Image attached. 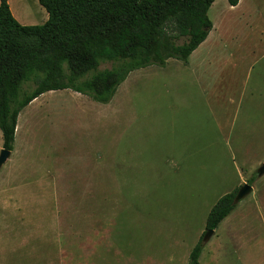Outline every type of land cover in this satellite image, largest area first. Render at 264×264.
<instances>
[{"label":"rangeland","instance_id":"rangeland-1","mask_svg":"<svg viewBox=\"0 0 264 264\" xmlns=\"http://www.w3.org/2000/svg\"><path fill=\"white\" fill-rule=\"evenodd\" d=\"M8 4L21 21L39 5ZM243 6L230 19L217 0L208 18L230 27L216 26L187 64L133 71L110 106L63 90L28 109L0 169V261L45 264L59 251L54 264H188L217 200L256 176L199 264H264V13L247 22ZM28 143L38 172L18 167Z\"/></svg>","mask_w":264,"mask_h":264},{"label":"trees","instance_id":"trees-1","mask_svg":"<svg viewBox=\"0 0 264 264\" xmlns=\"http://www.w3.org/2000/svg\"><path fill=\"white\" fill-rule=\"evenodd\" d=\"M214 1L38 0L47 21L21 25L8 0H0L2 149L13 151L19 113L46 92L70 90L108 104L131 72L164 67L170 59L187 63L212 29L208 10ZM106 62L114 66L99 71ZM237 191L217 200L205 230H215L231 214ZM202 237L188 264H199Z\"/></svg>","mask_w":264,"mask_h":264},{"label":"crops","instance_id":"crops-1","mask_svg":"<svg viewBox=\"0 0 264 264\" xmlns=\"http://www.w3.org/2000/svg\"><path fill=\"white\" fill-rule=\"evenodd\" d=\"M38 1V0H37ZM217 0H215L213 3H212V5L210 6V8H209V10L212 8V6H214V4H215V2H216ZM226 2H227V0H226ZM228 3V2H227ZM39 4V3H38ZM229 5V4H228ZM242 5H244L243 6V9H244V12H245V15H243L242 16V14H241V16L243 17V18H245V20L248 22V20L247 19H249V18H251V17H254L256 14L255 13H260L261 15H263L262 13H264V11H263V9H261V10H255V9H257L258 8V6H259V4L258 3H256V1L255 0H238V4L236 5V6H230V7H227V9H228V13H230L229 14V16H230V19H231V16L232 15H234V12H237L239 9H240V7L242 6ZM11 6V5H10ZM10 6H9V8H10ZM36 9H37V11L35 12V13H33V15H32V19L30 20V18L27 20V21H21L20 19H19V17H20V15H17V16H15L14 15V17H16V19L21 23V24H24V23H26V22H34L33 24H39V25H42L43 23H45L46 21H47V19H48V14H47V12L45 11V9L43 8V7H41L40 6V4L36 7ZM231 9V10H230ZM208 10V11H209ZM11 11V10H10ZM230 11V12H229ZM13 12V11H12ZM244 14V13H243ZM213 16L215 17V19L217 20V25H216V23L212 20H210L211 21V23H212V29H211V31L209 32V34H208V36L210 35L211 36V33L216 29V26H217V28H218V26H220L221 27V23H222V25L223 26H225V27H230V20H227L226 18H224V19H226V21L224 22L223 21V17H221L220 19L216 16V14H213ZM257 16V15H256ZM16 20V21H17ZM23 20H26V18L25 19H23ZM17 21V22H18ZM238 23V22H237ZM215 27V28H214ZM208 36H207V38H208ZM207 38L205 39V41L207 40ZM204 41V42H205ZM203 42V43H204ZM259 44H263V43H261V39H259ZM203 43H201L199 46H198V48H200L201 46H203V45H205V44H203ZM197 48V49H198ZM196 49V50H197ZM195 50V51H196ZM194 51V52H195ZM192 55V54H191ZM190 55V56H191ZM190 56H189V58H190ZM188 58V60H187V63L189 62V59ZM170 60H172V59H170ZM169 61V60H168ZM168 61H167V63H166V66H167V64H168ZM206 62H207V60H206ZM205 62V63H206ZM187 63H185V64H187ZM152 67V66H151ZM154 67V66H153ZM148 68V67H147ZM145 69V68H144ZM137 71V70H136ZM132 73V72H131ZM129 76V75H128ZM128 78V77H127ZM126 78V79H127ZM126 81V80H125ZM124 81V82H125ZM123 82V83H124ZM123 83L121 84V85H123ZM120 85V86H121ZM119 86V87H120ZM63 91V90H62ZM53 92H55V91H50V92H46V93H44V94H51V93H53ZM73 94H78V93H75V92H72ZM78 95H80L81 96V99H83V103L84 104H86V105H92L94 108L97 106V105H95L94 103H97V102H94V101H92V100H90L89 98H87L86 96H83V95H81V94H78ZM116 95V94H115ZM114 95V96H115ZM43 98V95H41V96H39L38 98H36V99H34L31 103H29L24 109H22V111L19 113V115H18V119H17V126H16V130H15V134H19L20 132L18 131L19 130V128H20V131H21V129H23L24 127H25V124H27L25 121L27 120L26 119V117H29V114L30 115H32L31 113H29V111H28V109H31L32 111L34 110H38L39 108H37V107H40L41 105L39 104L40 103V101H41V99ZM114 98V97H113ZM113 99L110 101V103H108V104H103V105H106V106H110L113 102ZM97 104H100V103H97ZM110 104V105H109ZM99 107V106H98ZM26 112H27V114H26ZM24 113V114H23ZM23 122V125L21 124ZM18 128V129H17ZM32 147V148H31ZM30 151V155L29 156H24V157H22V159L20 158V155H19V153H18V167H19V169L20 170H30V169H34V171L35 172H38V170H41V168H40V162H39V159L37 158V159H35V160H33L32 161V158L30 157L31 155H34V153H33V151H34V149H35V147L31 144V143H28V147H27ZM14 150V149H13ZM11 156V155H10ZM32 163H33V165H32ZM39 175H37V176H34V178H37ZM41 176V175H40ZM5 196V193L3 192L2 193V195L1 196ZM5 198V197H4ZM3 197H1V199H0V226H5L8 222H7V218H5L6 216H4V205H2V203H4V199ZM4 199V200H3ZM21 221H23V220H21ZM0 253H2V252H0ZM60 252L59 251H57V253H56V251H55V253L54 252H50V251H46V263L45 264H54L53 263V261H52V257L54 256V255H56V254H59ZM59 257H60V254H59ZM0 262H2V261H0ZM3 263V262H2ZM4 264V263H3ZM59 264H61V262H60V258H59Z\"/></svg>","mask_w":264,"mask_h":264},{"label":"water","instance_id":"water-1","mask_svg":"<svg viewBox=\"0 0 264 264\" xmlns=\"http://www.w3.org/2000/svg\"><path fill=\"white\" fill-rule=\"evenodd\" d=\"M11 155V152L5 149L0 150V169L2 166L8 161L9 157ZM264 175V164H262L258 170H257V176L261 177ZM253 192V187L250 184H243L237 191L233 204L237 205L240 201H242L244 198H246L248 195H250ZM215 230H206L202 237L203 244L207 243L210 238L214 235Z\"/></svg>","mask_w":264,"mask_h":264}]
</instances>
